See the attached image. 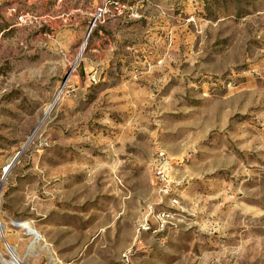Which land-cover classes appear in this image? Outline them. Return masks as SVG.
Segmentation results:
<instances>
[{
  "label": "rangeland",
  "instance_id": "obj_1",
  "mask_svg": "<svg viewBox=\"0 0 264 264\" xmlns=\"http://www.w3.org/2000/svg\"><path fill=\"white\" fill-rule=\"evenodd\" d=\"M111 1L0 0V261L264 264V0Z\"/></svg>",
  "mask_w": 264,
  "mask_h": 264
},
{
  "label": "built area",
  "instance_id": "obj_2",
  "mask_svg": "<svg viewBox=\"0 0 264 264\" xmlns=\"http://www.w3.org/2000/svg\"><path fill=\"white\" fill-rule=\"evenodd\" d=\"M112 3H115L114 0L111 1ZM11 12H13L14 14L17 15V20L21 23L25 22V18H26V15H23V14H17L16 10L14 8H12L10 10ZM107 10L105 7H99L98 9H96L95 13H94V22L95 23L96 21H98L99 19L103 18L106 14H107ZM155 173H156V176L158 178H163L164 177V171H163V165L160 164V165H157L156 166V170H155Z\"/></svg>",
  "mask_w": 264,
  "mask_h": 264
},
{
  "label": "bare ground",
  "instance_id": "obj_3",
  "mask_svg": "<svg viewBox=\"0 0 264 264\" xmlns=\"http://www.w3.org/2000/svg\"><path fill=\"white\" fill-rule=\"evenodd\" d=\"M46 111H49V107L46 108ZM6 168L4 169V171H6ZM21 226H23V228H26L29 233L34 234L37 240L40 239V235L36 231H34L28 224H22ZM1 233H3V225L0 223V234ZM9 252L12 254L13 260L12 259L11 261L1 260L0 264H20L15 249L13 247H9Z\"/></svg>",
  "mask_w": 264,
  "mask_h": 264
}]
</instances>
